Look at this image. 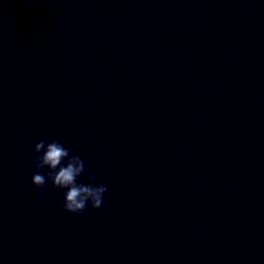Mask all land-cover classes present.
Segmentation results:
<instances>
[{
    "label": "clouds",
    "instance_id": "obj_1",
    "mask_svg": "<svg viewBox=\"0 0 264 264\" xmlns=\"http://www.w3.org/2000/svg\"><path fill=\"white\" fill-rule=\"evenodd\" d=\"M35 154L34 164L36 171L31 178L35 195L43 199L46 183L53 189L62 190L64 193L63 210L69 214H83L90 205L93 210H99L103 204L107 186L92 183L96 180L95 174H89V183H78V177L85 173L83 159L79 155L71 154L59 141L47 142L41 139L33 146ZM46 174H42L43 169Z\"/></svg>",
    "mask_w": 264,
    "mask_h": 264
}]
</instances>
